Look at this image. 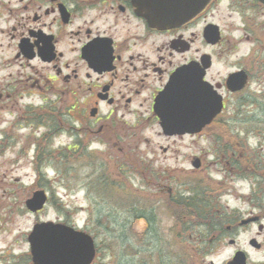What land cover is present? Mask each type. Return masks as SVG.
Masks as SVG:
<instances>
[{"label": "flooded vegetation", "instance_id": "1", "mask_svg": "<svg viewBox=\"0 0 264 264\" xmlns=\"http://www.w3.org/2000/svg\"><path fill=\"white\" fill-rule=\"evenodd\" d=\"M168 8L182 22L160 30L144 18L143 0H0V111L15 112L35 132L63 126L70 116L118 151L134 149L144 143L146 128L158 126L156 98L175 72L188 68L222 96V112L198 135L161 133L166 144L157 145L162 156L153 160H187L182 173L202 172L206 151L183 154L186 140L213 126L228 128L235 115L229 103L250 86L263 87L264 96V0H168ZM243 42L247 60H223ZM238 72L246 85L230 92L227 80ZM220 147L215 158L238 176V145ZM195 160L198 169L191 166ZM245 170L261 176L258 168ZM175 171L162 172L174 187L155 179L162 194L183 203L179 235H195L183 236L186 251L174 257L177 264H264V187L254 203H224L222 190L193 187ZM175 178L182 179L180 188Z\"/></svg>", "mask_w": 264, "mask_h": 264}, {"label": "rangeland", "instance_id": "2", "mask_svg": "<svg viewBox=\"0 0 264 264\" xmlns=\"http://www.w3.org/2000/svg\"><path fill=\"white\" fill-rule=\"evenodd\" d=\"M248 49L249 43L243 42L223 60H247ZM259 92L263 93V87L252 85L229 103L227 110L232 106L235 115L228 113L233 119L228 128L213 126L206 129L202 138L186 140L188 146L181 149L183 154L202 155L200 150L206 151L205 169L189 175L181 172L189 166L187 160L183 163L153 160L154 156H162L157 145L166 144L158 126H149L142 132L144 143L138 148L123 147L118 151L113 141L101 142L95 133L73 124L70 116L62 119L63 126L49 125L47 131L35 132L19 121L15 112L0 111V264H27V236L32 226L41 221L64 223L89 234L97 248L92 264H173L174 255L186 251L183 236L195 235L191 231L179 235L183 229L171 215L167 197L156 182L160 180L161 186L164 183L165 189L174 187V181H164L162 172L165 168L176 169L175 176H188L191 185L221 189L220 202H256L258 188L264 187V96ZM44 133L49 140L51 158L41 166L44 178L37 184L34 154L37 140ZM231 142L238 145L241 157L238 176L230 171V165L215 158L214 152L223 150L220 145L226 144L229 150ZM79 147L86 148V153L93 152L94 161L104 165L117 185L128 186L133 191L135 198L134 202L129 200L130 208H125L128 203L123 206L122 202L119 209L113 200L93 193L90 183L97 175L92 176V160L67 151ZM121 165L122 175L117 173ZM247 167L258 168L261 176L251 175L245 170ZM175 185L180 188L182 179H176ZM36 187L46 191L50 198L38 215L29 213L24 206ZM122 191H119L121 200L125 197ZM138 214L148 218V227L146 218L140 221L134 218ZM177 233L179 237H175ZM141 235L145 237L139 238Z\"/></svg>", "mask_w": 264, "mask_h": 264}, {"label": "water", "instance_id": "3", "mask_svg": "<svg viewBox=\"0 0 264 264\" xmlns=\"http://www.w3.org/2000/svg\"><path fill=\"white\" fill-rule=\"evenodd\" d=\"M143 16L150 26L167 29L182 22L171 17L168 0H143ZM202 74L181 68L171 77L165 91L155 100L154 114L164 135L198 134L222 110V98L203 82ZM246 84L243 72L227 80L230 92H238ZM95 116V112L90 113ZM192 166L197 169L199 162ZM48 197L44 190L34 191L25 201L32 214L42 211ZM32 264H91L95 247L90 235L52 221L38 222L27 236Z\"/></svg>", "mask_w": 264, "mask_h": 264}, {"label": "trees", "instance_id": "4", "mask_svg": "<svg viewBox=\"0 0 264 264\" xmlns=\"http://www.w3.org/2000/svg\"><path fill=\"white\" fill-rule=\"evenodd\" d=\"M47 147H49V140L47 139V137H44L43 140L40 141L36 145L33 163H34V168L37 174V178H36L37 184H39V182L44 178L42 172L40 171L41 166L43 165L44 162H46L49 158H51V152L48 150ZM67 151L72 152V154H75L78 152L80 154H76L77 156L81 157L85 155L88 159L92 160L91 161V166L93 169L92 176L97 175L96 177H94V179L90 183V187L94 194H96L99 198L109 199L111 202L113 200L115 202L114 206L119 209L120 207H122V202H123V206L125 202L128 203L127 207L125 206V208H130L132 206L131 202L132 201L134 202V198H135L133 191L128 189V186L126 187L122 185H117L116 181L114 182L112 180L111 173L104 167V165L101 162L97 163L94 161L95 155L93 152L86 153L87 149L86 148L81 149L80 147L78 149L73 148L72 150L70 151L67 150ZM121 167L122 165L117 168V173H119L120 175H122L121 169L122 170L124 169ZM195 187L201 188L198 184H196ZM36 188L38 189V187ZM121 190H123L121 194L125 196L123 200H121L119 196V191ZM129 200H132V201H129ZM167 203H168L167 208L170 209L171 215L176 219L177 222L180 223L182 221L181 219H183V214L185 210L182 207H179V205L182 206L183 203H175L174 201H171L168 198H167ZM134 218L138 221H140V219L146 218L145 222L148 227V223H147L148 218L144 216V214L143 215L138 214V216L137 217L134 216ZM96 223L99 226L101 225L100 221H97ZM181 228L184 230L185 226H181ZM142 237H145V236L144 235L139 236V238H142ZM175 237H179L178 233L177 235L175 234ZM174 256L179 257L177 255H174ZM26 263L31 264L29 256L26 257ZM159 264L161 263L159 262ZM174 264H177V260H176V263Z\"/></svg>", "mask_w": 264, "mask_h": 264}]
</instances>
